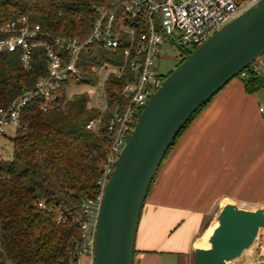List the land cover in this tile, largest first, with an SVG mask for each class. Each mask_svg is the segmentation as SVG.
<instances>
[{
	"label": "trees",
	"instance_id": "obj_1",
	"mask_svg": "<svg viewBox=\"0 0 264 264\" xmlns=\"http://www.w3.org/2000/svg\"><path fill=\"white\" fill-rule=\"evenodd\" d=\"M113 1L0 0V26L25 16L52 36L80 39L91 31L97 17L94 7H107L114 15V32L120 41L113 50L92 43L77 63L78 72L68 74L58 88L54 107L42 111L39 105L45 99L37 97L24 108L22 126L11 138L12 158L3 159L0 155V264H78L79 256L72 251L81 240L82 203L99 193L97 180L111 143L107 124L115 106L125 102L121 90L132 75L125 66L119 76L113 73L107 76L103 85L105 110L90 104L87 91L69 95V89L80 84L96 85L100 80L96 67L124 65L123 50L129 42L120 25L135 27L138 32L142 28L126 17L120 2L111 4ZM31 63V69L25 71L16 52L0 54V107L6 106L22 87H32L45 73L46 60L40 48L33 50ZM240 75L246 93L264 86V76L251 64L235 77ZM209 101L192 114L166 151L161 165ZM97 120H100L97 130L87 127Z\"/></svg>",
	"mask_w": 264,
	"mask_h": 264
},
{
	"label": "water",
	"instance_id": "obj_2",
	"mask_svg": "<svg viewBox=\"0 0 264 264\" xmlns=\"http://www.w3.org/2000/svg\"><path fill=\"white\" fill-rule=\"evenodd\" d=\"M166 31L164 18L159 17ZM166 36L179 48L172 34ZM264 54V0L213 33L163 79L140 111L104 187L94 233L93 264H133L145 199L161 162L192 114ZM209 247L194 249V264L237 259L264 228V210L231 204L218 212Z\"/></svg>",
	"mask_w": 264,
	"mask_h": 264
},
{
	"label": "built area",
	"instance_id": "obj_3",
	"mask_svg": "<svg viewBox=\"0 0 264 264\" xmlns=\"http://www.w3.org/2000/svg\"><path fill=\"white\" fill-rule=\"evenodd\" d=\"M116 2L122 4L126 17L140 24L142 28L141 32H138L135 27L121 24L120 30L126 33L129 42L123 50L124 65H104L95 68L100 80L94 86H101L105 98L102 110L106 108L103 85L107 76L110 73L119 76L127 66L132 79L127 80L121 90L125 102L115 106L107 124L111 143L102 173L97 180L99 193L95 198L85 199L82 203L83 219L79 222L81 240L72 254L80 257L87 253L91 264L94 258L96 220L104 187L114 169L118 154L128 139L127 133L134 123L137 112L144 107L163 81V76L153 67V57L161 40V33L172 34L183 48L191 46L195 49L258 0H115L111 4ZM94 10L97 17L85 39L70 35L52 36L43 32L38 24L31 23L25 16L0 26V32L4 34L0 36V54L16 52L20 66L25 71L31 69L33 50L40 48L46 60V71L33 86L22 87L19 94L6 106L0 107V139L6 136L5 128L8 126L14 131L22 126L21 114L34 98L45 99L39 105L42 111L54 107L58 88L68 74L78 72L77 63L81 60L82 53L87 52L92 43H98L107 50L119 47L120 41L114 32V15L108 12L107 7L95 6ZM157 13L158 22L160 16L164 18L166 31L160 24V30L156 28ZM99 121L90 122L87 127L97 130ZM259 233L260 230L258 235ZM258 250L260 252L255 256L242 254L238 261H232H237L234 264H264V245ZM229 263L230 261L225 264Z\"/></svg>",
	"mask_w": 264,
	"mask_h": 264
},
{
	"label": "crops",
	"instance_id": "obj_4",
	"mask_svg": "<svg viewBox=\"0 0 264 264\" xmlns=\"http://www.w3.org/2000/svg\"><path fill=\"white\" fill-rule=\"evenodd\" d=\"M253 69L264 76V61L261 71ZM242 79L213 96L158 169L141 211L134 264H191L223 206L264 210V94L246 93Z\"/></svg>",
	"mask_w": 264,
	"mask_h": 264
},
{
	"label": "rangeland",
	"instance_id": "obj_5",
	"mask_svg": "<svg viewBox=\"0 0 264 264\" xmlns=\"http://www.w3.org/2000/svg\"><path fill=\"white\" fill-rule=\"evenodd\" d=\"M155 25H156V28L158 30H160V26H159V22H158V13L155 15ZM177 36H179V35H177ZM184 48H185V50H188L190 52L193 50V48L191 46H185ZM182 54H181V50L164 33H161V40L156 47V53L153 57L154 58L153 67H154L155 71L157 73L161 74L163 77L166 76L171 70H173L179 64V62H181V60L184 57V54L183 55ZM262 61H264V54L262 56H260L258 59H256L254 62H252L251 66H253L254 64H257L259 66V71H261V62ZM240 76H242V75H240ZM240 76L235 77V78H239ZM82 91H87L90 94V96H91L90 104L91 105L96 106V107L104 106L105 98H104V95H103V92H102L100 85H98V86H88L85 84L74 85L69 89V95L74 93V92L78 93V92H82ZM260 92H262V94H264V87H262L260 89ZM138 113H139V111L137 112V114ZM261 114H262V116H264V112L263 113L261 112ZM5 133H6V136H4L0 139V155H1V158H3V159H11L12 158V140H11V138H13V136L15 135V131L13 130V128L11 126H8L7 128H5ZM158 173H159V171H158ZM158 173L156 174V176L158 175ZM156 176L154 177V179L156 178ZM198 244L200 247H206L208 245L207 239L205 240V238L202 237L201 239H199ZM261 245H264V229H262V228L260 229V233L258 235V238H256V240L254 241L252 246L246 250V253L244 251L245 255L246 254H248V255L250 254V256L257 255L258 252H260L258 250V248ZM239 259H240V257H238L237 259H234V261L235 260L238 261ZM134 260H135V256H134ZM237 261L233 262L231 260L229 264L237 263ZM78 264H91L89 255L87 253L81 255L78 259ZM191 264H194L193 258H192Z\"/></svg>",
	"mask_w": 264,
	"mask_h": 264
},
{
	"label": "bare ground",
	"instance_id": "obj_6",
	"mask_svg": "<svg viewBox=\"0 0 264 264\" xmlns=\"http://www.w3.org/2000/svg\"><path fill=\"white\" fill-rule=\"evenodd\" d=\"M216 225H217V219H215V222L213 223V225L210 226V227L208 228V230L206 231V233H205V235H204L205 240L207 239V235L212 231V229H213ZM207 247H209V243H208V245H207L206 247H203V248H207ZM245 253H246V251H245ZM245 253H243V254H245ZM240 257H241V256H240ZM232 263H233V262H232Z\"/></svg>",
	"mask_w": 264,
	"mask_h": 264
},
{
	"label": "flooded vegetation",
	"instance_id": "obj_7",
	"mask_svg": "<svg viewBox=\"0 0 264 264\" xmlns=\"http://www.w3.org/2000/svg\"><path fill=\"white\" fill-rule=\"evenodd\" d=\"M179 49L181 50V54L183 53H186V52H188V50H185V48H183L182 46H179ZM182 54V55H183ZM182 57V56H181Z\"/></svg>",
	"mask_w": 264,
	"mask_h": 264
}]
</instances>
